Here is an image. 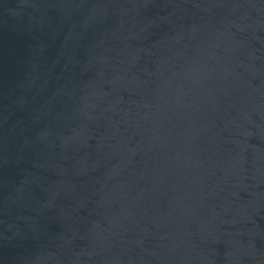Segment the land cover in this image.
I'll list each match as a JSON object with an SVG mask.
<instances>
[{
	"label": "water",
	"instance_id": "water-1",
	"mask_svg": "<svg viewBox=\"0 0 264 264\" xmlns=\"http://www.w3.org/2000/svg\"><path fill=\"white\" fill-rule=\"evenodd\" d=\"M0 264H264V0H0Z\"/></svg>",
	"mask_w": 264,
	"mask_h": 264
}]
</instances>
